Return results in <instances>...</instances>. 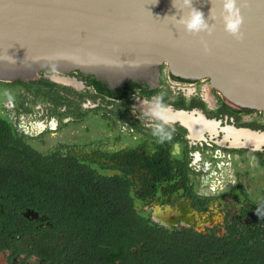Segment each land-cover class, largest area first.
<instances>
[{
    "label": "flooded vegetation",
    "instance_id": "obj_1",
    "mask_svg": "<svg viewBox=\"0 0 264 264\" xmlns=\"http://www.w3.org/2000/svg\"><path fill=\"white\" fill-rule=\"evenodd\" d=\"M17 81L0 82L13 89L0 97V264L54 263L37 250L43 230L54 232L49 217L12 207L3 190L17 168L113 180L151 228L189 242L198 264L264 261V112L163 66L134 79L45 69Z\"/></svg>",
    "mask_w": 264,
    "mask_h": 264
},
{
    "label": "water",
    "instance_id": "obj_2",
    "mask_svg": "<svg viewBox=\"0 0 264 264\" xmlns=\"http://www.w3.org/2000/svg\"><path fill=\"white\" fill-rule=\"evenodd\" d=\"M223 2L0 0V82L35 79L45 69L134 79L163 66L174 78L206 81L237 109L264 112V0H236L239 40L224 29ZM192 10L203 27L185 28Z\"/></svg>",
    "mask_w": 264,
    "mask_h": 264
},
{
    "label": "trees",
    "instance_id": "obj_3",
    "mask_svg": "<svg viewBox=\"0 0 264 264\" xmlns=\"http://www.w3.org/2000/svg\"><path fill=\"white\" fill-rule=\"evenodd\" d=\"M6 174L3 190L12 207L39 210L49 217L54 232L43 230L37 250L53 264H198L200 260L179 234L151 228L133 211L126 188L113 180L83 170L17 168ZM237 260L228 264H264L258 257Z\"/></svg>",
    "mask_w": 264,
    "mask_h": 264
},
{
    "label": "clouds",
    "instance_id": "obj_4",
    "mask_svg": "<svg viewBox=\"0 0 264 264\" xmlns=\"http://www.w3.org/2000/svg\"><path fill=\"white\" fill-rule=\"evenodd\" d=\"M185 3H187V0H185ZM222 8L226 13L223 17L225 31L232 34L235 39L239 40L241 38L239 28L242 22V17L240 15V9L236 7V0H224ZM184 26L189 30L203 27L201 13L198 10H192L184 21ZM173 147L178 150V145H173ZM255 211L258 215L264 216V209L261 207L258 206Z\"/></svg>",
    "mask_w": 264,
    "mask_h": 264
},
{
    "label": "rangeland",
    "instance_id": "obj_5",
    "mask_svg": "<svg viewBox=\"0 0 264 264\" xmlns=\"http://www.w3.org/2000/svg\"><path fill=\"white\" fill-rule=\"evenodd\" d=\"M208 89L209 88H205V91H203V93H204V95L205 96H207V94L209 95V93H208ZM13 91V89L12 88H10V87H4V86H2L1 84H0V97H2V96H8L11 92ZM229 106L231 105V106H233L231 103H229L228 101H225Z\"/></svg>",
    "mask_w": 264,
    "mask_h": 264
},
{
    "label": "bare ground",
    "instance_id": "obj_6",
    "mask_svg": "<svg viewBox=\"0 0 264 264\" xmlns=\"http://www.w3.org/2000/svg\"><path fill=\"white\" fill-rule=\"evenodd\" d=\"M209 72H212L213 73V71L212 70H209ZM214 79H215V81L216 82H218V79H217V77L216 76H214ZM66 82H67V80H66ZM219 83H220V85H222V86H224V87H226L227 86V82H226V80L225 79H222V81H219ZM232 84V83H231ZM247 87V90H248V86H246L245 85V88ZM226 88H228V90L227 91H231V89H232V86L230 85V84H228V86L226 87ZM240 88H243L242 86L240 87Z\"/></svg>",
    "mask_w": 264,
    "mask_h": 264
},
{
    "label": "snow or ice",
    "instance_id": "obj_7",
    "mask_svg": "<svg viewBox=\"0 0 264 264\" xmlns=\"http://www.w3.org/2000/svg\"><path fill=\"white\" fill-rule=\"evenodd\" d=\"M242 8H244V6H242Z\"/></svg>",
    "mask_w": 264,
    "mask_h": 264
}]
</instances>
